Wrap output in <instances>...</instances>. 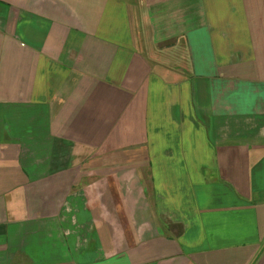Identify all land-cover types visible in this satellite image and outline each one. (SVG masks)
I'll return each instance as SVG.
<instances>
[{"label": "crops", "instance_id": "crops-1", "mask_svg": "<svg viewBox=\"0 0 264 264\" xmlns=\"http://www.w3.org/2000/svg\"><path fill=\"white\" fill-rule=\"evenodd\" d=\"M0 264H264V0H0Z\"/></svg>", "mask_w": 264, "mask_h": 264}]
</instances>
